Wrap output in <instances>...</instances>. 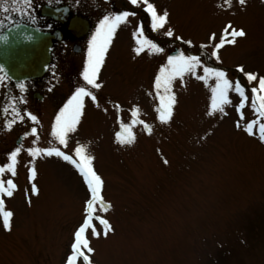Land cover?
<instances>
[{"label": "rangeland", "instance_id": "1", "mask_svg": "<svg viewBox=\"0 0 264 264\" xmlns=\"http://www.w3.org/2000/svg\"><path fill=\"white\" fill-rule=\"evenodd\" d=\"M231 3L225 8L218 6L222 0H157L160 11L169 13L166 28L154 31V37L162 39L161 53L136 56L130 48L135 41L124 26L120 39L113 37L98 73L100 100L85 102L77 131L70 134L68 148H62L69 151L77 141L87 146L104 181V200L111 204L106 212L97 208L95 213L114 231L107 237L89 235L95 249L92 264H264V142L258 126L253 136L242 130L257 117L250 90L257 82L249 85L237 71L242 65L264 76V0ZM229 21L246 36L221 48L219 62L209 59L212 49L200 45L208 44L213 32L218 37ZM167 28L173 37L165 35ZM177 35L191 40L192 46L178 44ZM176 44L186 55H199L224 70L229 80L238 79L249 98L245 107L237 110L240 97L230 90L226 114L208 115L210 88L186 74L183 83L173 82L177 103L172 119L161 124L154 111L158 100L153 81ZM81 73L72 82H66L68 75L58 83L51 81V111L40 115L45 129L51 128L68 91L83 84ZM41 82L49 85L50 72ZM132 107L139 108V119L150 124L152 132L136 125L134 142L119 144L116 133L123 131L121 123H130ZM18 131L16 126L9 131V142ZM31 159H18L16 177L0 174L12 178L18 188L5 198L6 209L14 215L10 231L0 225V264H66L89 193L78 170L52 156L35 159L39 194L31 195L26 178ZM93 223L102 230L98 221Z\"/></svg>", "mask_w": 264, "mask_h": 264}, {"label": "snow or ice", "instance_id": "2", "mask_svg": "<svg viewBox=\"0 0 264 264\" xmlns=\"http://www.w3.org/2000/svg\"><path fill=\"white\" fill-rule=\"evenodd\" d=\"M9 0H0V9L3 11H9ZM132 5L142 3L143 11H145L151 21V28L153 31H159L165 29L168 24L169 13L167 10L158 11L155 4L150 0H130ZM240 5H245L246 0H238ZM12 11L20 12L23 14L27 8L31 6V0H11ZM219 7L231 8V0H222V4ZM135 12L120 11L118 13H111L104 15L99 23L95 27V31L92 33L91 38L88 41L87 47V59L83 66L81 73L83 84L77 86L73 93L68 97L63 106L56 113L54 120L51 123L49 135L51 140L50 146L39 147V135L37 128L33 126L30 132L26 131L24 136L31 135L34 139L31 141L32 146L26 149L28 155L32 158L27 167L26 178L30 185L31 195H38L39 189L35 180L37 178V170L34 166L35 159L37 157H52L56 156L64 161L72 164L76 170H78L80 176L85 183L89 196L85 201L84 215L82 222L74 230L73 240L71 243V253L66 258V264H92L91 255L95 249L90 246L89 235L92 237H100L103 235L107 237L114 229L110 222L100 215H96L97 208L101 211H107L111 208L110 203H106L102 195L104 181L102 177L96 172L93 161L95 157L88 153L87 146L76 142L74 147L69 151H64L62 148H68L71 135L77 131V125L80 122L82 110L85 104V98H91L93 102L97 97L93 92V89H100L101 83L98 82V73L105 61L106 53L112 43L114 34L117 28L121 24L128 22L129 16H135ZM165 35L173 37L174 33L171 28H167ZM246 36V32L243 28H237L229 21L226 23L219 36L215 32L211 33L208 37V44H201V49L211 48V58H215L217 62L220 61L218 51L225 45H234L237 42V38ZM132 37L135 41V47L133 48L136 56L147 51L149 54L161 53L163 49L159 47L153 40L147 38L144 34L143 27L137 26L132 32ZM175 40L181 41L183 44L192 46L191 40H186L183 37L177 35ZM199 70H202V74H199ZM237 71L242 73L249 85L252 82H257L256 86L251 87L252 101L251 108L257 113V117L248 121L243 131L249 136L256 134V128L258 126V135L261 142H264V76H258L251 71H245L242 65L237 66ZM3 66L0 65V73H3ZM191 75L195 79L203 81L205 85L210 88V107L208 115H213L217 112L221 114L225 113V106L231 103L229 99V91L232 90L240 97V103L237 105V110L245 107L248 96L245 92V86L237 79L235 82L229 80L226 76V72L218 67L210 66L205 61H202L199 55L185 54L183 51L177 50L175 54L167 55L166 62L163 63L154 77L153 89L155 90V98L158 100L154 111L157 113V119L161 124H167L173 117L174 106L177 103L176 95L173 91V82L177 79L183 83L185 75ZM10 79L6 74L0 75V83L4 80ZM212 80L213 84L208 82ZM21 91L24 89V85L19 84ZM151 95V93H149ZM20 103H23L21 98ZM114 107L117 111L120 110V105L115 104ZM14 119L8 120L7 127L11 128L16 119L23 121L25 118L39 124V120L36 115L31 112L24 111L21 115V111L13 107ZM106 111V109H105ZM131 121L130 123H121L122 132L116 133V140L119 144H132L135 140V133L133 128L136 125H141L145 132L151 133L152 126L146 123L144 120L139 119V108L132 107L131 109ZM241 119L243 114L241 113ZM240 122L236 123V127L240 128ZM62 146V147H61ZM23 145L17 146L7 155V163L0 166V174H11V177L17 176V164L19 154L22 152ZM167 163V160L164 161ZM18 190L17 184L12 178H0V225H2L5 231H10L12 227V217L14 213L11 210L6 209L5 198H11ZM25 197L30 204L31 199L29 197V189H25ZM93 221H98L102 230L98 231L97 226Z\"/></svg>", "mask_w": 264, "mask_h": 264}, {"label": "flooded vegetation", "instance_id": "3", "mask_svg": "<svg viewBox=\"0 0 264 264\" xmlns=\"http://www.w3.org/2000/svg\"><path fill=\"white\" fill-rule=\"evenodd\" d=\"M150 2L154 3L157 10L160 11L156 5L157 0H150ZM5 7H8L9 11L0 9V34L4 31H23L20 29L12 30L14 26H27L32 30L47 33L50 37V47L49 62L42 76L26 80L6 79L0 83V163L7 162V155L21 143L24 150L19 154L18 159L29 157L26 149L31 147V141L34 137L31 135L24 136V133L30 132V129L35 125H37L38 134L40 133L38 144L40 143L41 146L39 147L50 146V129H45L46 126L40 115L43 110L51 111V81L52 84L58 83L65 78L67 79L65 75H68L69 80L66 82H72L77 73L79 77L87 59L88 41L104 15L120 11L135 12V16H129L128 22L117 28L114 38L117 36V39H120L119 36L125 33V31L121 32V28L124 26L125 30L129 32L130 38L133 39L130 31L131 26L139 25L143 27L147 38L153 40L159 47L163 45L162 39L154 37L156 33L151 28L149 15L143 11L142 3L139 6L132 5L130 0H31L30 8H27L23 14L11 10V0ZM134 30L133 27L132 32ZM177 43L182 44L181 41H177ZM130 48L133 52L134 47L130 46ZM177 50H179V46L173 45L169 54H174ZM77 69H80L79 72ZM65 71L68 73L64 75ZM48 72H50L49 85L41 82ZM100 72L101 70L99 75ZM0 75L3 74L0 73ZM21 83L24 85L23 91L19 88ZM75 88L73 87L68 91L65 101ZM46 90L49 91V94ZM93 92L99 101L100 93L103 92L102 86L100 89H93ZM21 98L23 103H20ZM86 101H91V98H85ZM13 107L18 108L21 115L24 114L25 110L36 115L39 124H34L27 118L23 121L16 119V123L8 128V120L14 119ZM27 123L31 126L26 127L25 124ZM15 126L19 131L11 143L8 133Z\"/></svg>", "mask_w": 264, "mask_h": 264}, {"label": "water", "instance_id": "4", "mask_svg": "<svg viewBox=\"0 0 264 264\" xmlns=\"http://www.w3.org/2000/svg\"><path fill=\"white\" fill-rule=\"evenodd\" d=\"M0 34V65L12 80L40 77L49 62L50 37L47 33L18 25Z\"/></svg>", "mask_w": 264, "mask_h": 264}]
</instances>
